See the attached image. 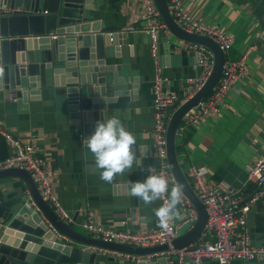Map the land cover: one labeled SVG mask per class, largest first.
<instances>
[{"label": "crops", "instance_id": "0c3cea01", "mask_svg": "<svg viewBox=\"0 0 264 264\" xmlns=\"http://www.w3.org/2000/svg\"><path fill=\"white\" fill-rule=\"evenodd\" d=\"M181 3L196 21L213 26L232 39L226 55L243 58L246 69L221 101L219 113L187 128L182 138L176 137L179 164L190 184V168L205 166L204 179L209 187L246 197L257 190V185L248 178V171L264 149V92L259 90L264 89V0H181ZM87 6L93 8V17L88 21L91 28L97 22L105 32L125 35L126 43L119 45L120 50H113L114 56L107 58L106 64L113 67L116 78H128L125 88L130 99L126 111H111L109 117H117L136 136L134 150L142 166L134 163L111 183L101 180L91 153L84 159L85 137L77 135L70 125L64 99L57 94L60 87L52 83L40 89L37 96L22 97L19 92L0 89V160L13 153L3 132L23 142L32 141L36 153L50 164L52 193L70 216V221L60 218L68 227L87 237L90 235L81 226L86 221L113 230L147 233L158 227L154 209L160 206V201L145 206L129 194V184L143 180L149 174V166L155 174L159 161L152 133L155 62L149 51L150 36L144 31L146 21L138 0H91ZM130 26L133 29L129 30ZM158 48V61L166 78L163 88L182 96L188 92L186 80L199 73L197 52L205 47L175 37L166 27L159 32ZM3 181L9 190L12 183L14 187L22 184L17 177L0 180ZM23 194L38 210L26 185ZM182 217L180 209L174 220L179 222ZM247 227L251 243L264 246V206L256 203L251 207ZM79 247L98 252L100 264H133L144 257L160 256L133 259L132 255L127 257L116 251ZM107 257L115 260L107 261ZM204 264L218 263L207 259ZM252 264H264V260L256 259Z\"/></svg>", "mask_w": 264, "mask_h": 264}, {"label": "water", "instance_id": "95a60500", "mask_svg": "<svg viewBox=\"0 0 264 264\" xmlns=\"http://www.w3.org/2000/svg\"><path fill=\"white\" fill-rule=\"evenodd\" d=\"M91 0H0V89L38 95L50 83L60 87L70 125L85 138L98 120L111 111H126L130 99L128 78H116L106 59L126 43L119 32H105L95 22ZM95 2V0H93ZM160 16L175 37L207 48L213 55L212 71L202 87L172 113L166 131L167 161L177 185L198 213L193 227L173 240L178 249L194 242L202 231L207 213L204 204L182 170L176 152V129L184 115L206 96L218 81L224 53L206 36L189 33L173 20L166 0H155ZM54 36V37H52ZM37 45V46H36ZM118 45V46H117ZM120 70V67H117ZM134 93V90L132 91ZM32 99V98H31ZM135 99V96H133ZM17 177L20 186L0 182V264H100V254L79 246L116 251L123 255L153 256L166 245L136 247L87 237L65 224L40 196L30 174L19 168L0 170V180ZM24 185L36 204L24 198ZM264 206V198L258 202ZM52 226L54 230L49 227ZM79 245V246H77ZM107 261L115 258L107 257ZM134 261V260H133ZM175 264L174 257L141 258L133 264Z\"/></svg>", "mask_w": 264, "mask_h": 264}, {"label": "built area", "instance_id": "2783aa9c", "mask_svg": "<svg viewBox=\"0 0 264 264\" xmlns=\"http://www.w3.org/2000/svg\"><path fill=\"white\" fill-rule=\"evenodd\" d=\"M138 1L146 21L144 31L150 36L149 51L155 62L152 84L154 114L152 133L159 160L155 173L165 175L169 181V189H171L177 183L167 161V124L174 110L205 83L212 71L214 60L212 53L202 48L197 52L196 58L199 73L186 80L189 86L188 92L180 96L174 91L165 90L163 82L166 78L162 74L158 61V43L159 32L166 29V26L161 20L155 0ZM166 2L173 20L179 27L186 32L210 38L224 53L221 75L215 86L184 115L176 129L175 136L182 138L187 128L196 126L208 116L219 113L221 101L232 88L234 81L244 73L246 66L243 58L233 59L226 55L232 46V39L229 36L218 32L213 26L196 21L183 8L181 0H166ZM3 10L7 11L0 6V11ZM128 29L131 30L133 27L130 26ZM3 135L13 148V153L4 160H0V170L19 168L28 172L40 196L54 209L59 218L70 221V216L52 193L50 164L36 153L33 142H23L7 132H3ZM206 172L205 166L190 168L191 186L197 198L205 206L207 220L198 238L187 246L175 249L172 245L173 240L182 232L181 228L185 227V231L191 229L198 218L197 210L183 193L178 206L183 217L179 222L173 219L166 230L158 226L147 233L137 234L131 231L95 226L88 221L83 222L81 226L90 237L105 242L136 247L166 245L167 250L159 255L173 256L175 264H204L207 259L214 260L218 264L235 262L252 264L256 259L264 260V246H255L251 243L247 227L249 210L264 198V149L248 171V178L257 185V190L246 197L235 196L209 187L204 179ZM29 196L31 202L36 205L31 195ZM159 201L161 205L163 201ZM50 227L54 230L52 226ZM127 257L130 256L127 255ZM132 258L135 259V257Z\"/></svg>", "mask_w": 264, "mask_h": 264}, {"label": "clouds", "instance_id": "9594fccd", "mask_svg": "<svg viewBox=\"0 0 264 264\" xmlns=\"http://www.w3.org/2000/svg\"><path fill=\"white\" fill-rule=\"evenodd\" d=\"M259 90L264 92V89ZM83 143L87 149L83 154L84 159L87 160L91 153L100 179L105 182H113L117 176L131 169L134 163L142 166L143 162L137 160L134 150L136 136L117 117L98 120L94 132ZM147 171L149 174L143 180L130 182L129 194L139 198L145 206L162 200L163 203L154 209V214L158 226L166 230L170 222L180 215L178 206L181 203L182 186L174 185L169 189L165 175L154 174L151 166Z\"/></svg>", "mask_w": 264, "mask_h": 264}, {"label": "rangeland", "instance_id": "374dc122", "mask_svg": "<svg viewBox=\"0 0 264 264\" xmlns=\"http://www.w3.org/2000/svg\"><path fill=\"white\" fill-rule=\"evenodd\" d=\"M181 231H182V232L185 231V227H182V228H181Z\"/></svg>", "mask_w": 264, "mask_h": 264}, {"label": "trees", "instance_id": "16d2710c", "mask_svg": "<svg viewBox=\"0 0 264 264\" xmlns=\"http://www.w3.org/2000/svg\"><path fill=\"white\" fill-rule=\"evenodd\" d=\"M178 138V137H177ZM177 140V139H176ZM176 149H178V145H176Z\"/></svg>", "mask_w": 264, "mask_h": 264}]
</instances>
